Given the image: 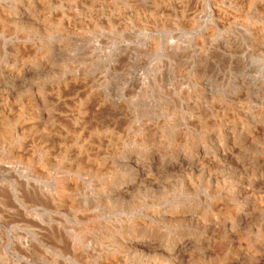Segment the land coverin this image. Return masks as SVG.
<instances>
[{
    "label": "rangeland",
    "instance_id": "374dc122",
    "mask_svg": "<svg viewBox=\"0 0 264 264\" xmlns=\"http://www.w3.org/2000/svg\"><path fill=\"white\" fill-rule=\"evenodd\" d=\"M262 170L264 0H0V264H264Z\"/></svg>",
    "mask_w": 264,
    "mask_h": 264
},
{
    "label": "bare ground",
    "instance_id": "6f19581e",
    "mask_svg": "<svg viewBox=\"0 0 264 264\" xmlns=\"http://www.w3.org/2000/svg\"><path fill=\"white\" fill-rule=\"evenodd\" d=\"M75 2V1H74ZM50 14V13H49ZM17 16V15H16ZM2 90V89H1ZM21 112V111H20ZM8 117V116H7ZM3 118V117H2ZM258 120V119H257ZM256 127V126H255ZM252 129V128H251ZM3 130V129H2ZM4 133V132H3ZM6 133V132H5ZM249 133V135H248V137L247 138H245V142L246 143H252L253 141H254V137L253 136H255L256 137V135H254V131L252 130V131H250V132H248ZM236 134V133H235ZM255 134H256V132H255ZM242 139V138H241ZM121 141V140H120ZM246 145V144H245ZM257 146V145H256ZM245 147V146H244ZM251 147V146H250ZM258 151V150H257ZM254 152V151H253ZM148 163V162H147ZM200 163V162H199ZM166 165V164H165ZM177 165V164H176ZM163 166V165H162ZM209 167V166H208ZM246 167H248L249 168V170L250 171H252L253 173H256V172H259L260 174H261V169H259L256 165H254L253 164V162H252V164L250 163V164H247V166ZM262 171H264V170H262ZM153 172V171H152ZM151 172V173H152ZM149 173V172H148ZM162 173V172H161ZM261 176V175H260ZM263 180V179H262ZM64 184V183H63ZM63 184H61V185H63ZM137 184H139V179L137 178H133V179H131V180H129V181H127L124 185H121V186H117L118 188H116V189H114L113 190V192L117 195V193L118 194H123V192H125V191H130V189L132 188V187H134L135 185H137ZM65 185V184H64ZM119 185V184H118ZM111 186V185H110ZM240 186V185H239ZM244 187L242 186L241 187V189H243ZM113 189V188H112ZM133 189V188H132ZM240 189V188H239ZM156 203V202H155ZM226 204V203H225ZM253 204V203H252ZM217 205V204H216ZM233 205V204H232ZM246 205V204H245ZM220 207H222V206H220ZM246 207H247V205H246ZM227 208V207H226ZM240 208V207H239ZM241 208H242V206H241ZM253 208H255V207H253ZM234 209V208H233ZM238 209V208H237ZM246 209H248V207L246 208ZM227 210V209H226ZM241 210L239 209V212H240ZM242 211H244V210H242ZM241 211V212H242ZM247 211V210H246ZM216 212V211H215ZM228 212V211H227ZM174 213H176V212H174ZM247 213V212H246ZM184 214V213H183ZM191 214V213H190ZM169 215H171V214H169ZM176 215H177V213H176ZM241 215H242V213H241ZM178 216H179V214H178ZM177 216V218H180V217H178ZM180 216H182V214L180 215ZM186 216V215H185ZM243 216H244V214H243ZM242 216V217H243ZM170 217H172V216H170ZM169 217V218H170ZM215 218H216V216H214ZM166 218V217H165ZM173 218V217H172ZM174 218H176V216H174ZM187 218V217H186ZM175 220H177V219H175ZM150 222V221H149ZM131 230V229H130ZM187 235V234H186ZM56 237V236H55ZM146 238H148V239H146ZM145 238V235H137V232H130V233H128L126 236H124L123 238H122V240H120L121 242H123L121 245H122V247L124 248V249H129V248H133V247H138V246H144L145 247V245H146V247L147 248H149V249H155V251H156V253H160V254H162V255H168V256H173V255H178V253L180 252V251H182L181 249H183V248H186V247H188V244L189 243H191V242H185L186 240H177L176 241V243H174L173 245L171 244V246L169 245V244H164V245H162L160 242H158V241H155V240H153L150 236L149 237H146ZM173 238V237H172ZM158 240V239H157ZM143 242H144V244L145 245H143ZM170 242H172V241H170ZM203 243H205V242H203ZM202 244V243H201ZM209 244V243H208ZM261 244V243H260ZM196 245H198V244H196ZM210 245V244H209ZM263 246H264V244H262ZM206 246V245H205ZM121 247V248H122ZM193 247V246H192ZM197 247H199V245L197 246ZM139 248V247H138ZM230 248V247H229ZM250 248V247H249ZM143 249V248H142ZM187 249V248H186ZM185 249V250H186ZM203 249H205V247L203 248ZM202 249V250H203ZM209 249H210V247H209ZM200 250V249H199ZM201 250V253L203 252ZM227 250V249H226ZM127 251V250H126ZM130 251V250H129ZM129 251H128V253H129ZM140 251V250H139ZM149 251H152V250H149ZM121 252H123V251H121ZM132 252V251H131ZM141 252V251H140ZM146 252V251H145ZM184 252V251H183ZM186 252V251H185ZM205 252V251H204ZM203 252V253H204ZM232 251H230L229 250V254L231 253ZM125 253V252H124ZM152 253H154L155 254V252H152ZM182 253V252H181ZM207 253V252H206ZM131 254V253H130ZM126 255H128V254H126ZM179 255L180 256H183V255H181L180 253H179ZM187 255H188V253H187ZM121 257V256H120ZM227 257V256H226ZM166 258V257H165ZM168 258V257H167ZM220 258H221V256H220ZM107 259V258H106ZM120 259V258H119ZM142 261H144V260H142ZM121 262V261H120ZM216 264H222V262H218V263H216Z\"/></svg>",
    "mask_w": 264,
    "mask_h": 264
}]
</instances>
